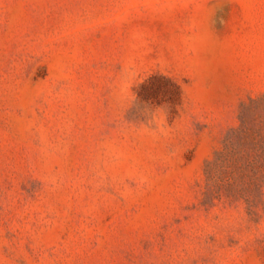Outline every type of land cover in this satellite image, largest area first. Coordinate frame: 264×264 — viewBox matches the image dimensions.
Returning <instances> with one entry per match:
<instances>
[{"label": "rangeland", "instance_id": "374dc122", "mask_svg": "<svg viewBox=\"0 0 264 264\" xmlns=\"http://www.w3.org/2000/svg\"><path fill=\"white\" fill-rule=\"evenodd\" d=\"M0 264H264V0H0Z\"/></svg>", "mask_w": 264, "mask_h": 264}]
</instances>
